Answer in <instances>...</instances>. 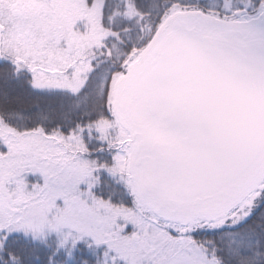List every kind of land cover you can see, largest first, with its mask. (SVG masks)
Segmentation results:
<instances>
[{"label": "snow or ice", "instance_id": "1", "mask_svg": "<svg viewBox=\"0 0 264 264\" xmlns=\"http://www.w3.org/2000/svg\"><path fill=\"white\" fill-rule=\"evenodd\" d=\"M0 264H264V0H0Z\"/></svg>", "mask_w": 264, "mask_h": 264}]
</instances>
